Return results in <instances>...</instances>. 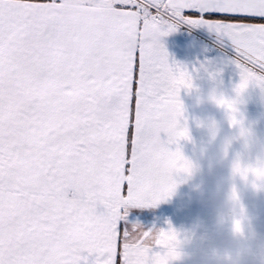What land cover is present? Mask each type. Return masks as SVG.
<instances>
[{"label": "snow or ice", "instance_id": "1", "mask_svg": "<svg viewBox=\"0 0 264 264\" xmlns=\"http://www.w3.org/2000/svg\"><path fill=\"white\" fill-rule=\"evenodd\" d=\"M181 24L230 41L237 94L264 90V0H0V264L176 258L171 229L122 221L188 168L168 145L186 135L179 92L191 79L161 44Z\"/></svg>", "mask_w": 264, "mask_h": 264}, {"label": "clouds", "instance_id": "2", "mask_svg": "<svg viewBox=\"0 0 264 264\" xmlns=\"http://www.w3.org/2000/svg\"><path fill=\"white\" fill-rule=\"evenodd\" d=\"M186 90L192 110H186L181 104L179 120L185 121L180 128L186 135L181 139L192 144L193 158L183 157L188 168L179 173L184 176L182 183L201 177L195 191L201 205L209 209L211 227L198 223L179 236L176 234V258L170 264L174 261L180 264H264V233L257 231L254 217L243 201L247 190L264 191V177L257 178L251 171L244 172L245 169L264 170V138L257 136L242 112L245 90L235 93L231 99L215 88L207 95H200L192 82ZM260 92L264 98V90L260 89ZM205 106L224 110V121L233 130L231 136L218 142L220 125L214 120L203 119L199 113ZM189 120L204 131L206 143L197 144L189 135ZM233 145H238L239 151L229 158ZM225 170L226 177L218 175ZM205 178L211 179L207 187Z\"/></svg>", "mask_w": 264, "mask_h": 264}, {"label": "crops", "instance_id": "3", "mask_svg": "<svg viewBox=\"0 0 264 264\" xmlns=\"http://www.w3.org/2000/svg\"><path fill=\"white\" fill-rule=\"evenodd\" d=\"M187 25V24H186ZM189 26L196 34H184L182 29L161 38V44L167 54V60L174 71L185 73L192 82L196 92L200 95H207L213 88L222 92L225 97L231 99L235 97V89L240 83V72L233 63L235 59L234 49L226 38L219 37L215 32L209 31L206 27ZM201 35V36H200ZM206 40L215 44V48H209ZM195 93H193L194 95ZM179 100L185 109L191 111V99L186 89L181 88ZM242 112L246 122L254 127L258 137L264 138V98L260 89L250 83L242 94ZM203 119L214 120L220 125L218 142L231 136L227 123L224 121V110L212 106H205L199 110ZM185 121L179 120V126L183 127ZM189 135L197 144L207 142L206 134L202 129H198L191 120L187 121ZM161 134V140H166ZM170 151L179 150L186 159L193 158V146L181 139L176 143L168 145ZM239 151L238 145H233L229 152V158ZM220 176H227L226 170L218 172ZM183 173H173L172 182L176 185L172 193L154 207L130 208L127 211L123 227L132 232L135 227L136 232H150L158 234L160 231L171 229L177 236L193 225L202 223L205 227H211L209 209L202 206L195 187L200 183L201 177H196L192 181L182 183ZM211 183L210 178H205V187ZM71 193V192H69ZM126 194V190H125ZM244 204L248 210L264 211V191L247 190L243 195ZM165 250L153 247L150 253L163 255ZM82 257H87L86 264H93L95 255L88 256L82 253ZM81 264H84L82 259ZM173 264H180L174 261Z\"/></svg>", "mask_w": 264, "mask_h": 264}, {"label": "rangeland", "instance_id": "4", "mask_svg": "<svg viewBox=\"0 0 264 264\" xmlns=\"http://www.w3.org/2000/svg\"><path fill=\"white\" fill-rule=\"evenodd\" d=\"M69 198H71V193H69ZM96 211H97V214L103 213L104 212L103 206L100 204H97ZM249 212L254 217V223H255L257 231L264 233V211L263 210H249Z\"/></svg>", "mask_w": 264, "mask_h": 264}, {"label": "built area", "instance_id": "5", "mask_svg": "<svg viewBox=\"0 0 264 264\" xmlns=\"http://www.w3.org/2000/svg\"><path fill=\"white\" fill-rule=\"evenodd\" d=\"M178 28L182 29L183 33L186 35V34H189V33H192V34H196L194 31H192V29L187 26L186 24H181L178 26ZM201 36V35H200ZM206 42L208 43L209 45V48H215V44L210 42L209 40H206Z\"/></svg>", "mask_w": 264, "mask_h": 264}]
</instances>
